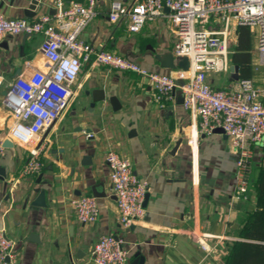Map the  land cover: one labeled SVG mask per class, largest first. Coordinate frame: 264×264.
<instances>
[{
    "label": "crops",
    "instance_id": "1",
    "mask_svg": "<svg viewBox=\"0 0 264 264\" xmlns=\"http://www.w3.org/2000/svg\"><path fill=\"white\" fill-rule=\"evenodd\" d=\"M29 1L0 0L1 13L9 20L29 22L54 13L53 0H41L36 14L27 18ZM138 1L96 0L97 16L80 38L149 72L175 77L178 69H164L155 60L159 54L173 55L177 43L167 9L138 34L127 31L126 18L109 21L112 2L130 6ZM208 28L222 30L223 24ZM238 28L234 21L228 28L231 66L236 65L230 57L238 47ZM248 31V76L264 101L256 30ZM42 41V35L34 34L7 36L0 42V141L13 145L0 160L6 174L0 180V230L13 244L15 264H89L93 245L109 234L122 239L126 264H225L229 245L243 241L239 219L259 210L256 191L248 180L247 200H232L236 154L224 134L199 133L197 120L179 102L178 89L171 101L159 102L148 79L86 63L70 87L68 108L41 136V174H20L28 155L7 137L13 119L2 98L14 78L46 70ZM234 81L230 71L208 76L213 88ZM88 134L92 137L87 139ZM109 150L126 158L148 189L144 217L127 230L120 227L111 190L105 160ZM253 150L250 173L262 155L259 148ZM89 195L96 197L100 215L96 222L82 225L70 203Z\"/></svg>",
    "mask_w": 264,
    "mask_h": 264
},
{
    "label": "built area",
    "instance_id": "2",
    "mask_svg": "<svg viewBox=\"0 0 264 264\" xmlns=\"http://www.w3.org/2000/svg\"><path fill=\"white\" fill-rule=\"evenodd\" d=\"M95 3L96 0H53V14L30 22L6 19L0 10V42L7 36L40 34V54L47 63L44 71L34 70L28 77L14 78L2 98L3 108L13 119L7 137L28 155L20 174H41V136L68 108L70 87L82 67L95 63L148 79L159 102L171 101V93L178 89L182 107L197 120L199 133L211 135L216 128L224 132L236 154V188L231 198L247 200L253 149H264V101L253 80L238 79L226 87L213 88L208 76L230 71L228 28L233 21L256 30L257 66L264 69V0H139L130 6L112 2L109 21L116 23L126 18L127 31L132 34L140 33L147 21L158 19L164 9H169L167 19L177 41L173 58L176 62L182 58L189 61L188 70L178 68L175 77L149 72L133 61L84 43L80 36L97 16ZM212 23H222L223 29H209ZM4 152L0 141V160ZM105 160L119 224L127 230L144 217L148 189L126 158L109 150ZM70 205L82 225L96 222L100 215L93 195L74 198ZM93 246L89 264H126L128 253L122 239L109 234ZM15 261L13 244L0 230V264Z\"/></svg>",
    "mask_w": 264,
    "mask_h": 264
},
{
    "label": "trees",
    "instance_id": "3",
    "mask_svg": "<svg viewBox=\"0 0 264 264\" xmlns=\"http://www.w3.org/2000/svg\"><path fill=\"white\" fill-rule=\"evenodd\" d=\"M249 28L239 26V43L236 53H233L231 63L240 69V78L249 79L250 58L248 54ZM262 161L264 162V149ZM256 198L258 205L264 199V172L255 182ZM239 235L243 241L231 243L228 254L224 258L225 264H264V205H259V210L250 213L245 219H239Z\"/></svg>",
    "mask_w": 264,
    "mask_h": 264
},
{
    "label": "water",
    "instance_id": "4",
    "mask_svg": "<svg viewBox=\"0 0 264 264\" xmlns=\"http://www.w3.org/2000/svg\"><path fill=\"white\" fill-rule=\"evenodd\" d=\"M41 0H30L29 4L27 5L26 9L24 10V16L27 18H30L36 14V12L39 10V3ZM167 9V8H166ZM169 11V9H167ZM155 60L161 64V67L168 70H176L178 68L187 71L189 68V61L186 58H182L176 62L173 58L172 53H164L159 54V56L155 57ZM176 62V63H175ZM230 73L233 80H238V67L236 65H233L230 67ZM174 92V91H173ZM102 100V99H101ZM99 99H96L95 101H101ZM179 102L182 103L183 99L182 97L179 99ZM214 132H219L224 134V132L220 128H216ZM4 148H11L13 147L12 143L9 140H5L3 142ZM6 178V174H4L3 169L0 168V180H4ZM147 199V194L145 197V201Z\"/></svg>",
    "mask_w": 264,
    "mask_h": 264
},
{
    "label": "rangeland",
    "instance_id": "5",
    "mask_svg": "<svg viewBox=\"0 0 264 264\" xmlns=\"http://www.w3.org/2000/svg\"><path fill=\"white\" fill-rule=\"evenodd\" d=\"M229 38H231V35L229 36ZM262 156L263 155H261L260 157L255 159L256 161L254 162L253 169L251 170V173H249V175H248V180L251 181L253 186H254L255 182L261 178V176L264 172V162L262 161ZM259 205L261 207L264 205V199H263V202L261 201L259 203Z\"/></svg>",
    "mask_w": 264,
    "mask_h": 264
}]
</instances>
